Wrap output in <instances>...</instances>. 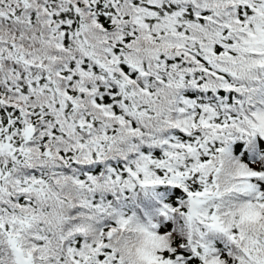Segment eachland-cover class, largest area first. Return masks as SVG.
Wrapping results in <instances>:
<instances>
[{"label": "snow or ice", "instance_id": "1", "mask_svg": "<svg viewBox=\"0 0 264 264\" xmlns=\"http://www.w3.org/2000/svg\"><path fill=\"white\" fill-rule=\"evenodd\" d=\"M0 264H264V0H0Z\"/></svg>", "mask_w": 264, "mask_h": 264}]
</instances>
